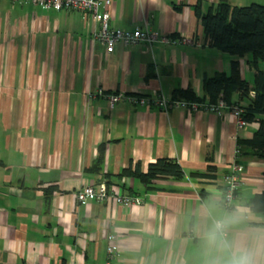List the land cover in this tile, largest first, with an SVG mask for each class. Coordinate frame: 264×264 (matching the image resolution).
<instances>
[{"label":"crops","instance_id":"0c3cea01","mask_svg":"<svg viewBox=\"0 0 264 264\" xmlns=\"http://www.w3.org/2000/svg\"><path fill=\"white\" fill-rule=\"evenodd\" d=\"M217 2L109 0L111 28L191 43L117 44L107 53L83 12L0 0V264H106L109 244L117 250L111 264H203L197 213L222 202L230 164L239 162L242 180L224 209L251 208L264 193V159L235 155L258 120L238 129L229 112L164 111L126 100L111 106L107 97H202L205 78L229 74L234 57L209 43L195 14L196 6L205 13ZM249 58L239 59L240 74L252 84ZM232 100L246 104L238 94ZM158 158L175 160L185 176L158 179L152 188L119 176L135 163L145 171ZM210 164L216 178L200 177ZM102 180L142 204L77 202L79 189ZM108 234L115 239L108 242Z\"/></svg>","mask_w":264,"mask_h":264},{"label":"trees","instance_id":"16d2710c","mask_svg":"<svg viewBox=\"0 0 264 264\" xmlns=\"http://www.w3.org/2000/svg\"><path fill=\"white\" fill-rule=\"evenodd\" d=\"M195 14L209 43L234 58L230 62L229 74L218 72L203 80L202 97L184 91L174 98L215 102L221 97L227 103L236 104L232 95L238 94L239 101L246 103L242 107L236 104L243 111V119L247 123L258 120V129L253 137L240 142L237 147L239 156L248 151L253 156L264 159V5L252 3L248 6H231L228 0H218L217 4L209 7L205 13L196 6ZM246 55L250 57L249 68L254 70L252 84L240 74L239 59ZM215 173L216 168L210 164L207 171L199 176L215 179ZM119 176L136 178L152 188L154 181L158 179H181L185 172L175 160L158 158L149 163L145 171L140 163H135ZM251 208L264 213V193L251 201Z\"/></svg>","mask_w":264,"mask_h":264},{"label":"built area","instance_id":"2783aa9c","mask_svg":"<svg viewBox=\"0 0 264 264\" xmlns=\"http://www.w3.org/2000/svg\"><path fill=\"white\" fill-rule=\"evenodd\" d=\"M12 2H28L40 5L46 9H54L56 11H78L83 12L91 17L97 24V29L93 33L94 40L105 46L107 53L114 51L117 44L125 46L135 45L138 43H147L153 45L155 43L162 44H177L191 43L187 38L174 39L170 36H161L156 32L147 29L125 30L110 27V18L108 13L109 0H10ZM99 95H103V91H97ZM110 105L119 100H126L131 105L143 106L148 108H158L164 111L184 110L188 112H214L221 115L223 112H229L235 119V124L238 129L243 128L247 122L242 117V109L236 104L227 103L223 98H218L215 102L209 100H186L177 98H167L162 94L153 95H132L122 92L112 93L107 96ZM236 158L239 156V150H235ZM242 180V166L237 160H234L229 171L223 178L224 190L222 194V203L225 208H230L233 200L236 197L237 191ZM78 203H85L93 200L98 203H110L113 200L123 207L132 205H141L142 199L137 196L121 194L114 187H109L106 181L102 180L99 183L87 184L79 189L75 194ZM115 239V235L108 234L107 241L111 242ZM116 247L109 244L106 248L107 261L106 264H111V260L116 254Z\"/></svg>","mask_w":264,"mask_h":264},{"label":"clouds","instance_id":"9594fccd","mask_svg":"<svg viewBox=\"0 0 264 264\" xmlns=\"http://www.w3.org/2000/svg\"><path fill=\"white\" fill-rule=\"evenodd\" d=\"M197 215L203 264H264V219L253 209L237 205L226 210L212 200Z\"/></svg>","mask_w":264,"mask_h":264}]
</instances>
